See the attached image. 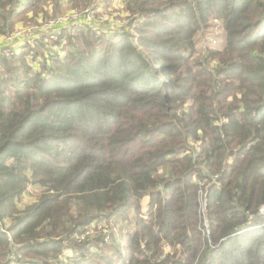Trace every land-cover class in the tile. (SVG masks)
Listing matches in <instances>:
<instances>
[{
  "label": "trees",
  "instance_id": "16d2710c",
  "mask_svg": "<svg viewBox=\"0 0 264 264\" xmlns=\"http://www.w3.org/2000/svg\"><path fill=\"white\" fill-rule=\"evenodd\" d=\"M63 4L0 0V38L24 12L48 20ZM125 8L138 37L64 30L70 49L50 64L32 44L13 62L0 56V264H264V0ZM212 20L223 49L192 65ZM198 182L209 191L205 251ZM30 188L38 200L21 210ZM111 220L131 225L125 258L112 231L109 242L88 234Z\"/></svg>",
  "mask_w": 264,
  "mask_h": 264
},
{
  "label": "rangeland",
  "instance_id": "374dc122",
  "mask_svg": "<svg viewBox=\"0 0 264 264\" xmlns=\"http://www.w3.org/2000/svg\"><path fill=\"white\" fill-rule=\"evenodd\" d=\"M99 3L104 5V8L102 10L103 14H108V17L116 12V15L121 16L122 18L121 21L123 22L122 24L117 22L116 24H114L115 29H118L119 32H123V31H127L131 36L135 37V36H139V32L137 31L136 28V24L132 25V20L134 18V16L130 15L128 13V11H126V8L119 7L120 5L118 4L117 0H99ZM74 5V0H64V4L61 7V12L57 13L59 14L58 16L62 15L64 16L66 13L70 12V11H81L79 9H75L73 7ZM105 5H107L105 7ZM54 12V10H53ZM52 15H50V20L52 21L53 19H55L57 17L56 14L51 13ZM38 15V13H37ZM56 15V16H54ZM101 13L99 14V12L96 13V16L98 18V16H100ZM115 15V16H116ZM99 19V18H98ZM16 26L14 28V30L10 33L7 34H3L1 35L0 38V49H7V47H4L3 45L5 43H10V45H12V48H14V52L15 53V46L18 47L19 49V42L24 41L26 43V39L32 40L30 41L31 44L34 46V48L36 47V49H38V51L35 49L36 53H39V56L37 57V61L36 63L39 66H42V64H50L48 61V56L50 53H52L53 51H57L59 52V50L64 51V56L66 55V52L70 49V47L65 48V50L63 48H60L62 46H64V42L65 41H55L53 39H49L47 37H44V41H41V43L47 44L48 47H44L42 46V44L38 41H35L32 38H35V35H21L23 33L22 30L24 29H32V28H40L43 21L44 20H38L36 21V19L34 20H28L27 14L26 12H24V15H21L17 18L14 19ZM49 20V19H48ZM102 20L98 22V24H95L98 28H103V25L101 24ZM138 25V24H137ZM110 31V30H108ZM118 32V33H119ZM96 33V32H95ZM117 33V34H118ZM116 33H109L106 32L105 35H109V36H117ZM75 35V34H73ZM12 36H14L13 41H10V39L12 38ZM42 40V39H41ZM133 45L136 46L137 51L138 52H143L144 50L139 46V44L137 42H133ZM225 44V34H224V30H223V25L221 22L216 21V20H212L209 24L208 27H201L200 29V33L198 34V36L196 37V53L192 55V65L195 64V61L198 62H204L206 60H208L209 54L211 53V51L209 49H213V50H219L221 51L223 49V46ZM43 53V54H42ZM42 54V55H41ZM61 55V54H60ZM34 56H30V58H32ZM9 62L12 61V59H8ZM13 62V61H12ZM30 64H34L33 60L29 61ZM216 63H212L211 67L213 65H215ZM38 65H36L35 67L37 68ZM39 192V190H37ZM37 191H33L32 189H30V192H28V195L25 197V199L23 200V202L19 205V208L21 210H24L26 207L32 205L34 202H36L38 200L37 198ZM149 201H150V197H147L143 200L142 204H143V210L141 212V216L142 218H147V210L149 208ZM201 213H203L201 211ZM210 216V215H209ZM203 218V216H202ZM201 218V224H200V234L201 237L204 239V242L207 244V239L206 237V230H207V225L208 223L204 220H202ZM210 220V217H209ZM129 222V221H128ZM134 219L131 218V224H134ZM126 224V225H125ZM209 229L212 232V225H211V221L209 223ZM91 230L89 231V235L91 238H104L105 241L109 242L110 239L105 237L107 235H109L111 233V231L113 233H115V238L113 239V242L116 243V245L118 246V248L121 251V255L125 258L127 257V249L125 248V240L123 238V233L129 231V229H131V225H127V223H120L119 225H114V220H111V222L108 225H103V222L101 223H94L91 226ZM112 243V240H111ZM214 246V244H210L208 242V244L203 247V251L207 250V249H212V247ZM165 249V248H164ZM166 250V249H165ZM91 251L94 253V249L91 248ZM172 254L174 253V250L172 249H167L166 250V254ZM94 256V254H92Z\"/></svg>",
  "mask_w": 264,
  "mask_h": 264
},
{
  "label": "built area",
  "instance_id": "2783aa9c",
  "mask_svg": "<svg viewBox=\"0 0 264 264\" xmlns=\"http://www.w3.org/2000/svg\"><path fill=\"white\" fill-rule=\"evenodd\" d=\"M118 4L120 5L119 7L123 8L124 6V0H117ZM107 5H105L106 7ZM104 8V5L99 3V0L88 6L87 8L84 9V11H70L66 13L64 16L60 15L57 16L55 19L52 21L49 20H44L40 28H32V29H24L22 30L23 33L21 35H24L27 37V35H35V40H40L43 39L44 37H47L49 39H53L55 41H60V36L62 35L63 31L65 30L69 34H75L76 30H81V29H91L95 31L98 35L100 34H106V32L109 33H118L119 30L115 29L114 24L117 22L123 23L120 18L121 16L116 15V12L111 14L108 17V14H103L102 10ZM99 12L101 13L100 16H96V13ZM116 15V16H115ZM102 20V25L103 28H96L97 26L95 24H98L99 21ZM110 30V31H108ZM138 37V36H135ZM14 36L10 39V41H13ZM34 39V38H32ZM32 40L26 39V43L24 41L19 42V49L18 47L15 46V53H13L14 48H12V45L10 43H5L3 46L7 47V49H0V56H4L7 59H11L14 56L18 55L20 50L26 45V44H31ZM64 46L66 44V40H63ZM64 46L60 47L63 48ZM48 47V45H47ZM46 47V48H47ZM61 54V55H60ZM55 55H58L59 58H63L64 56V51L59 50L53 51L52 53L49 54L48 56V61L49 63H52V58H54ZM218 176L213 177V182H217ZM198 185L200 186L199 190V219H200V224H201V218L202 220L206 221L208 223L207 225V230L205 232L206 234V239H207V244L208 242L212 245V240H211V235L212 232L209 229V223L211 220H209V198H208V188L206 187L205 182H198ZM31 189V188H30ZM29 189V192H30ZM31 193V192H30ZM201 211L203 213H201ZM259 213L261 215H264V205L260 207ZM104 223V222H103ZM108 225V223L103 224ZM3 228V227H2ZM200 228V226H199ZM2 232H6V229L3 228L1 229ZM214 248V246L212 247Z\"/></svg>",
  "mask_w": 264,
  "mask_h": 264
}]
</instances>
